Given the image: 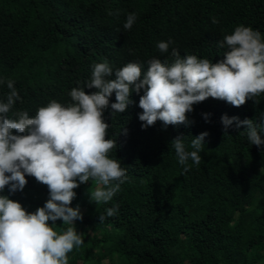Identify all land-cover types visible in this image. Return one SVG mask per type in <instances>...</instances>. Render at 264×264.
I'll use <instances>...</instances> for the list:
<instances>
[{
	"label": "trees",
	"instance_id": "1",
	"mask_svg": "<svg viewBox=\"0 0 264 264\" xmlns=\"http://www.w3.org/2000/svg\"><path fill=\"white\" fill-rule=\"evenodd\" d=\"M129 13L136 21L126 30ZM239 25L264 39V0H0V101L12 80L23 102L11 112L35 116L50 100L72 103L68 93L91 79L94 63L106 60L115 71L134 62L143 73L153 58L171 64L173 48L216 63L228 50L223 37ZM161 41L172 42L168 52L157 48ZM142 94L131 92L122 113H112L115 93L109 97L106 138L117 143L109 157L127 169L126 178L108 203L90 200L95 181L74 189L70 206L82 213L74 226L83 244L67 254L68 264H264V144H251L244 125L233 122L225 133L221 123L227 115L261 124L264 93L240 107L209 97L193 105L187 126L158 120L145 128L138 119ZM257 131L264 140V126ZM202 132L201 162L189 160L185 172L171 141L181 135L193 151L191 140ZM26 180L22 191L10 194L6 186L0 195L32 212L48 188ZM55 223L58 233L70 226Z\"/></svg>",
	"mask_w": 264,
	"mask_h": 264
},
{
	"label": "clouds",
	"instance_id": "2",
	"mask_svg": "<svg viewBox=\"0 0 264 264\" xmlns=\"http://www.w3.org/2000/svg\"><path fill=\"white\" fill-rule=\"evenodd\" d=\"M135 21L136 15L129 13L124 29L130 30ZM212 23L218 21L213 18ZM170 43L161 41L156 46L166 53ZM225 45L228 50L216 63L195 55L181 57L175 48L171 64L153 58L143 73L134 62L115 71L106 60L94 63L91 79L68 93L72 103L64 106L50 100L37 108L35 116L25 110L11 112L16 101H23L14 82L8 80L6 102L0 101V192L6 186L10 194L22 191L27 175L47 186L48 199L42 207L29 212L21 203L0 195V264H68L67 254L83 244V236L74 226V221L83 219L82 213L79 206H70L76 198L74 189L90 180L105 186L91 192L90 200L95 203H108L120 190L127 169L118 159L109 157L117 143L106 138L109 124L104 120L113 92L112 113H122L132 103L130 93L143 90L138 102L142 128L158 120L164 126H187L191 123L187 113L193 111V105L209 97L240 107L264 93L261 33L239 25L223 37L220 46ZM85 88L95 91L86 93ZM233 122L237 128L246 126L251 144H264L257 131L264 126V118L257 125L252 119L224 115L221 123L225 133ZM207 135L202 132L191 140L193 151L186 150L181 135L171 141L185 172L189 170V160L200 164L199 153ZM117 211L118 205L107 208L106 215L111 217ZM104 218L100 216L99 220ZM57 220L70 226L58 233L54 227Z\"/></svg>",
	"mask_w": 264,
	"mask_h": 264
},
{
	"label": "rangeland",
	"instance_id": "3",
	"mask_svg": "<svg viewBox=\"0 0 264 264\" xmlns=\"http://www.w3.org/2000/svg\"><path fill=\"white\" fill-rule=\"evenodd\" d=\"M83 184H84V183H83ZM98 187H100V185H99V184H98V185H96L94 189H96V188H98Z\"/></svg>",
	"mask_w": 264,
	"mask_h": 264
}]
</instances>
